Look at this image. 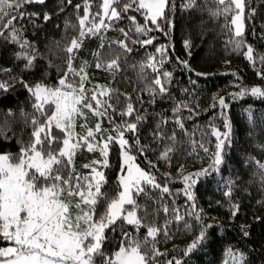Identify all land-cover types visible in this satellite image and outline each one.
<instances>
[{
	"label": "snow or ice",
	"instance_id": "6c2138e0",
	"mask_svg": "<svg viewBox=\"0 0 264 264\" xmlns=\"http://www.w3.org/2000/svg\"><path fill=\"white\" fill-rule=\"evenodd\" d=\"M33 2L44 4L45 0H0V21L7 20L0 29V36H3V30L11 28L5 39L19 45L17 59L25 60V67L28 69L33 67L38 54L34 46L23 37L22 30L13 25L18 18L20 20L25 18V13L19 10L25 4ZM66 2L68 5L72 4V0ZM214 2L219 7L211 12L212 16H224L227 20L231 15L230 23L225 25L230 33L227 43L238 52L246 47L243 55L253 66L257 59L264 65V55L255 56L254 48L246 45L244 39L246 0ZM195 5L196 0H186L182 7L191 9ZM81 7L83 15L79 17V37L73 38L65 49L69 54L68 71L59 79L58 84L49 86L37 82L30 85L21 81L34 100L32 107L35 113H39V118L35 115L29 118V114L24 113L25 124L31 127L29 142L25 144L18 141L21 147L17 155L10 152L0 153V239L9 243L7 247H0V264H97V258H100L101 264H160L159 258L168 255L166 251L160 250L158 243L161 234L166 239L171 238L167 225L172 220H166L163 226L158 225L154 219H150L156 213H150L147 205L138 202L140 196L151 200L149 193L153 191H159L161 201L165 195H174L168 186V182L173 180L171 173L164 174L165 183L158 182L155 172L152 171L157 165L147 160L146 156L151 146L140 142L138 126L148 117L139 112L131 102V97H126L129 102L124 110L116 113L111 103L112 90L103 85L86 88L88 64L84 62L77 71L72 66V60L85 36L97 35L102 29L110 28L115 22L125 19L129 22L130 28L127 30L120 28L125 40L117 43L128 53L133 51L129 43L139 44L141 47L153 44L155 37L148 34L154 30L169 35L162 25H167L169 29L172 27V20L169 19L167 12L175 11L174 0H102L101 11L97 13L91 12L92 5L88 0H85L83 5H75L77 11ZM13 12L17 14L13 15ZM130 13L142 16L143 23L137 20L136 15ZM254 14L255 10L252 9L248 18ZM33 16L39 18L38 13L28 14L29 19ZM50 19L47 13L43 15L45 22ZM130 33L148 38L132 39ZM184 44L186 49L191 48L190 41L186 40ZM156 52L159 59L156 56H149L146 64L141 65L142 72L145 68H150L156 74L152 84L147 87L152 103H155L157 96L161 98L170 96L169 85L173 76L172 72L164 70V64L168 59V47L162 45ZM118 60L119 58L101 63L98 59L95 66L108 72L118 71ZM180 63L191 71L187 61ZM257 74L264 79V70ZM70 75L79 78L78 85L74 79L69 80ZM233 75L238 76L236 73ZM10 88L9 83L0 81V91L7 92ZM249 94L264 98V87L240 86V90L231 95L236 98ZM214 100L210 107L220 109L223 131L210 122L207 126L208 131L201 132L202 137L210 132L215 138L214 152H210L203 142L192 139L195 133H189L186 129L180 113L185 109L191 112L189 104L179 101L172 109L174 123L189 136L193 153L198 146L210 159L207 167L187 174L183 165L178 168L179 179L184 187L175 195L185 197V202L191 209L185 214L194 216L201 224L199 232L183 251V256H189L201 248L208 239L207 230L213 227L203 222L204 210L197 206L194 188L202 177L211 172H219L225 162V149L231 143L232 126L226 114L229 104L225 97ZM88 113L100 120L107 119L113 127L111 130L102 128L100 120L95 127H90L87 123ZM113 113L122 118L120 123H116ZM8 115H13L11 110ZM125 117L132 119H124ZM248 117L251 121V111L248 112ZM78 119L84 121L80 124V132L76 131ZM188 119H191V116ZM167 123L169 120L161 116L153 139L157 142L169 141L160 151L158 160L170 164L175 151L176 132L173 131L167 136L162 130L163 125ZM53 128L62 133V139L53 135ZM128 134H131L134 142H130ZM0 136L8 139L2 128ZM57 144L59 147H54ZM113 145L120 149L121 162L117 176L118 191L109 197L102 191L107 183L103 169L111 167L109 154ZM84 150L89 153L98 152L101 157L82 165L83 169L88 170L86 173L78 172L75 167V157ZM134 152L145 157L148 169L136 163L137 156L133 154ZM255 163L258 168L264 170V163L260 161ZM225 195L231 196V188ZM100 207H103L102 212L99 211ZM157 212H163L166 217L171 214L177 222L184 220L179 208L173 207L170 210L166 203L158 204ZM238 212L239 204L232 205V216L235 217ZM124 226L131 227L133 231L125 230ZM185 226L191 229L187 223ZM117 228L120 229L118 248L108 254L105 250V245L109 242L108 232L115 233ZM141 229L145 230L143 236L140 235ZM244 235L248 233L244 232ZM228 253L232 258V264H248L243 252L234 253L229 249ZM165 264L183 262L172 257L165 261Z\"/></svg>",
	"mask_w": 264,
	"mask_h": 264
},
{
	"label": "trees",
	"instance_id": "16d2710c",
	"mask_svg": "<svg viewBox=\"0 0 264 264\" xmlns=\"http://www.w3.org/2000/svg\"><path fill=\"white\" fill-rule=\"evenodd\" d=\"M84 2L85 0H72V4L68 5L66 0H45L44 4H25L19 10L25 13V18H18L13 27L22 30L23 37L34 46L38 54L30 69L25 67V60L17 59L19 45L5 39L11 28L3 30L4 34L0 36V81L9 83L11 88L7 92L0 91V128L8 137L5 139L0 136V153L10 152L17 155L21 147L18 141L25 144L29 142L31 127L25 124L23 114H29V118L33 115L39 118V113L34 112V100L21 81L30 85L42 82L56 86L58 80L68 71L69 54L65 49L73 38L79 37V17L83 15V7L77 11L75 5H83ZM88 2L92 5L91 12L97 13L100 0ZM174 3L175 11L167 12L172 20V27L169 29L167 25H162L169 35L154 30L148 34L155 37L153 44L141 47L139 44L129 43L133 51L128 53L117 42L125 40L120 28L127 30L130 25L126 19L118 21L112 27L102 29L97 35L85 36L80 49L74 55L72 66L79 71L84 62H87L88 81L85 87L91 89L93 86L103 85L111 89V103L116 113L124 110L129 102L126 97H131V102L139 112L148 117L138 126L140 142L151 146V150L146 153L147 160L156 163L157 168L152 171L155 172L158 182H166L165 173H171L173 177V180L168 182L173 196L165 195L161 201L159 191H153L149 193L151 200L145 196L138 198L140 204L147 205L150 213H156L150 219H154L158 225L163 226L166 220H172L167 225L171 238L166 239L163 234L159 236L158 247L168 253L167 256L159 258L160 264H165V261L172 257L181 259L183 264H232L229 249L234 253L243 252L248 264H264V170L258 168L255 163H264V98L250 94L233 98L231 95L238 92L240 86L264 87V79L257 74L264 70V65L257 59L253 66L243 55L246 47L238 52L227 43L230 33L225 25L230 23L231 15L227 20L224 16H212L211 12L219 7L214 0H196V5L191 9L182 7L186 0H174ZM246 5L244 39L246 45L254 48L255 56L259 57L264 55V0H246ZM252 9L255 14L249 19L248 14ZM31 13H38L39 18L33 16L29 19L28 14ZM45 13L51 17L47 22L43 20ZM130 14L136 15L137 20L143 23L142 16L137 13ZM5 23L6 19L0 21V29ZM130 36L132 39L148 38L132 33ZM186 40L191 42L190 49L185 48ZM102 44L104 47H101ZM162 45L168 47L164 70L173 74L169 85L170 96H157L155 103H152L147 87L152 84L156 74L150 68H145L142 72L141 65L146 64L149 56L159 59L156 49ZM117 58L118 71L108 72L95 66L98 59L99 62L106 63ZM180 61H187L191 71ZM4 69L10 71L5 72ZM197 73L204 75L198 76ZM69 77L79 81L78 77ZM218 97H225L229 104L226 114L232 126L231 143L225 149V162L219 172H211L202 177L194 188L197 206L204 210L203 222L213 227L207 230L208 239L201 248L189 256H183V251L199 232L201 224L194 216L185 214L191 211L185 197L175 195L184 187L179 179L178 168L183 165L187 174L207 167L210 159L198 146L193 153L189 136L174 123L172 109L179 101L189 104L192 111L185 109L180 113L186 129L189 133H195L192 139L203 142L210 152H214L215 138L210 132L202 137L201 132L208 131L210 122L223 131L220 109L210 107L215 102L214 98ZM9 110L13 115H8ZM249 111L252 113L251 121L248 117ZM113 115L116 123H120L122 118L115 113ZM161 116L169 120V123L163 125V132L167 136L173 131L176 132L175 151L170 164L158 160L160 151L169 141L157 142L153 139ZM189 116L191 119H188ZM98 120L100 118L91 113L87 114L90 127H95ZM100 122L104 129L111 130L113 127L107 119ZM82 123L84 121L78 119L77 132L81 131ZM53 135L63 138L62 133L55 128ZM128 138L130 142H134L131 134H128ZM54 147L58 148L59 145ZM133 154L137 156L136 163L148 169L145 157L135 152ZM97 159H101L98 152H79L75 157L76 170L86 173L88 170L83 169L82 165ZM109 162L111 167L103 169L107 183L102 191L111 197L118 191L120 149L117 145L112 146ZM229 188L231 196H226ZM163 203H166L170 210L173 207L179 208L184 220L177 222L171 214L166 217L163 212H157L158 204ZM234 204H239V212L235 217L231 214ZM99 211L102 212L103 207H100ZM185 223L191 226L190 230L186 228ZM124 227L127 231H133L129 226ZM244 232L248 235H244ZM144 234L145 230L141 229L140 235ZM108 236L109 242L105 245V250L111 254L118 248L120 229L117 228L115 233L108 232ZM6 244L8 242L0 239V247ZM97 264H101L100 258H97Z\"/></svg>",
	"mask_w": 264,
	"mask_h": 264
},
{
	"label": "rangeland",
	"instance_id": "374dc122",
	"mask_svg": "<svg viewBox=\"0 0 264 264\" xmlns=\"http://www.w3.org/2000/svg\"><path fill=\"white\" fill-rule=\"evenodd\" d=\"M101 3H102V0H100L99 6H98V10H97L98 12L101 11V9H100V4H101ZM97 22H98V20H97ZM69 80H72L71 77H69ZM58 81H59V80H58ZM75 83L78 85L79 81H78V82L75 81ZM57 84H58V82H57ZM57 84H56V85H57ZM88 119H89V118H88ZM97 138L99 139V137H97ZM120 162H121V158H120ZM7 246H9V243L6 244V245H4V246H2V247H7Z\"/></svg>",
	"mask_w": 264,
	"mask_h": 264
}]
</instances>
